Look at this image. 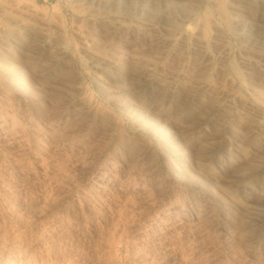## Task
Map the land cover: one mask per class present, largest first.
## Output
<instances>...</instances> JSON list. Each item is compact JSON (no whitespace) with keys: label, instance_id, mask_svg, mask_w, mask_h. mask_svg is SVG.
Wrapping results in <instances>:
<instances>
[{"label":"rangeland","instance_id":"1","mask_svg":"<svg viewBox=\"0 0 264 264\" xmlns=\"http://www.w3.org/2000/svg\"><path fill=\"white\" fill-rule=\"evenodd\" d=\"M179 1L197 12L173 43L169 18L137 10L119 27L90 0H0V264H264V208H231L192 169L240 141L248 185L264 181V152L251 147L264 144V49L248 51L231 0ZM256 1L238 5L248 18L262 15ZM191 24L206 28L207 56ZM60 40L70 65L54 56ZM82 43L110 62L104 73ZM173 109L184 126L170 124Z\"/></svg>","mask_w":264,"mask_h":264},{"label":"bare ground","instance_id":"2","mask_svg":"<svg viewBox=\"0 0 264 264\" xmlns=\"http://www.w3.org/2000/svg\"><path fill=\"white\" fill-rule=\"evenodd\" d=\"M134 1L137 3L136 7L139 9H130L128 0H90L91 3L97 5L99 8H102V9H100V10H102L100 12H103L105 15L116 19L117 23L119 24V27L124 26L126 24L125 19H123V17H122L123 15H126V17H131L134 14L133 12H135L137 10V11H139V14L142 17H145L149 20H162V19L169 18V20L172 21V23L174 25V29H175L174 34H171V36L168 37L169 38L168 40H170L171 42L177 43L178 41H184L187 39L186 33H185V29H186L185 23L186 22L188 23L193 19L194 13H196L197 10H196V12H194L193 9H189V10L185 9L186 11H184V9H181V7L183 6L182 5L183 3L180 2L179 0H133V2ZM252 1L257 3L256 0H252ZM240 2H241V0H231L230 1V4H231L230 11H231L232 17L234 19L233 21L236 24L235 26H237L239 28V33L241 35L242 42L245 44L248 51L252 52L253 54L260 53V52H262V49H264V19H262V17H264V0H260L259 5H262L263 8L261 6V8H262L261 14L262 15L259 18H255V17H253V18L249 17L248 18L244 14V9H241L240 6H238L241 4ZM18 5H20V4H18ZM122 6L123 7L125 6V8H127V9H121ZM18 10H20L21 13L30 14V17L33 16V17H37V18L45 20V18H44L45 16H43V15H46V14H42V12H41L42 10L40 11V9L39 10L37 8L36 9H28L27 7H21V9H18ZM25 14H22V15H25ZM20 17H21V19H20V21H18V23H21V25L19 24L20 28L18 25L17 30H19V29L25 30V29H27V26H28V24H26V23H28L27 22L28 18L26 19L25 16H20ZM128 26H130V25H128ZM187 26H190L189 23L187 24ZM46 27L43 25L39 28L40 31L36 36L37 41L35 40L37 47L40 46L39 45L40 39H41L40 37L43 36L44 31H47V30H45ZM193 29H195V31L193 30L194 35L192 34V36L195 37L196 41H198L197 43L199 44V47L203 48L204 53L207 56V54H210V52L208 50V44L209 43L206 40V34H207V32L205 33L206 28L203 25H197L195 27L193 26ZM218 30L219 29L215 30V33L217 35L220 31V30L219 31ZM4 31L2 30V33ZM6 32L8 33V31H5L4 33H6ZM190 33H191V31H190ZM156 34L154 33L153 35H156ZM153 38H154V36H153ZM151 40L149 39L150 42H151ZM62 41L60 40V42L58 41L55 44V46L53 45L54 46L53 50L55 51L54 56L61 58L66 64L70 65V55H69V52L67 49L68 47H66V43H64V41L63 42ZM154 42H156V41H154ZM15 46H16V43H15ZM18 46H19V44H18ZM35 49H37V48H35ZM38 49H40V47ZM82 49H83V52H84L85 57H86L87 67L91 70V72L93 74H96V76L104 73L106 71L107 65L110 64V62L106 58L99 56L94 50L88 48L83 43H82ZM38 51L39 50H37V51L33 50V52L31 51L32 54L31 53L30 54L34 58H36V65L37 64L42 65L43 60L45 61V59H43V57L40 56L41 53L38 54ZM222 52H223V50L221 51V54H222ZM53 54H54V52H53ZM34 58H31V59L34 60ZM241 61L244 63V60H241ZM19 73L22 74V70L19 71ZM55 77L59 78L58 75L56 76L54 73V76H53L54 80H55ZM168 88H170L169 85H168ZM219 100H220V98L217 97L215 102H219ZM153 102H155V103H151V107H153V108L155 107L156 109H158L164 105L166 100L162 99V100H159V101L156 100ZM80 107H82V106H80ZM180 112L182 113V116H184L185 111L181 110ZM180 112H178V113H180ZM170 113H171V115L169 117L170 124H173V125L179 124L177 126H184L186 121H184L183 117H177V115L175 114V110L171 111ZM144 117H146V115ZM249 118H251V120L254 122L257 119L255 115H249ZM161 122H162L161 120L151 121L150 124L154 126L155 124L161 123ZM186 138H188V137H186ZM186 138L185 137L181 138V142L183 143V146H184V141H186L185 140ZM261 138L264 142V135H262ZM168 139H169V142H172L173 141L172 135H170L168 137ZM178 141H180V140H178ZM187 143H189V142H187ZM208 143H210V142H208V141L202 142V144L204 146H207ZM249 145L250 144H244V143L242 144L239 141V144L236 143L235 148L231 149L228 152L226 150L227 153L225 151L222 152V151H218V149H216V150H213L212 154L207 155V158L195 156L193 158L194 164L191 162L192 160H190V162H191V164H193L192 169L194 171L200 172L203 175L208 176V178H209L208 180H210V182L216 184V189H217L216 195H218V198L220 200L221 199L224 200L233 209H237V210L244 212V213L253 214L255 212H258V210L264 208V181L257 180V185L259 186V188H258V186H257V188H251L248 185L249 177L242 173V171L246 167V162L250 158L246 154L247 152H245L246 147H248ZM174 146L177 149H179L181 147L179 145H174ZM251 147H253L252 153L255 156L256 155H262V152H264V144H257V145L255 144V145H251ZM185 157H186L185 155L179 157V161L182 163L181 167L184 170H186L188 168V166H186L187 162H185V160H184V159H186ZM214 162L219 163L217 169H213L212 164ZM216 163H214V164H216ZM221 166H223L224 168L223 169L219 168ZM230 170L233 173L225 176L224 171H230Z\"/></svg>","mask_w":264,"mask_h":264}]
</instances>
